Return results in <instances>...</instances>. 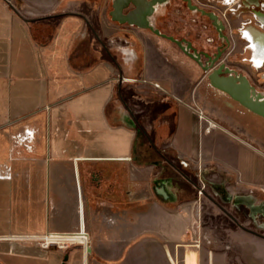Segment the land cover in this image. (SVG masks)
<instances>
[{
    "label": "crops",
    "instance_id": "crops-1",
    "mask_svg": "<svg viewBox=\"0 0 264 264\" xmlns=\"http://www.w3.org/2000/svg\"><path fill=\"white\" fill-rule=\"evenodd\" d=\"M111 9L0 0V264H121L139 259L126 246L160 241L172 264L186 172L264 218V117L209 80L193 85L187 63L156 44L163 36ZM80 230L88 243L68 249L34 239Z\"/></svg>",
    "mask_w": 264,
    "mask_h": 264
},
{
    "label": "rangeland",
    "instance_id": "rangeland-1",
    "mask_svg": "<svg viewBox=\"0 0 264 264\" xmlns=\"http://www.w3.org/2000/svg\"><path fill=\"white\" fill-rule=\"evenodd\" d=\"M204 1L213 3L219 13L232 23L229 31L233 34L234 40L223 58L239 64L240 66L236 69L247 73L260 89H264V65L256 67L250 62L249 57L252 53L248 48L247 40L241 33V28L245 25L242 24L245 15L241 16L239 9L235 8L234 10L233 6L226 4L224 0ZM178 3L181 4L182 1L176 0L171 5V15L167 17L170 19L169 23L165 22L166 17L161 16L159 26L178 35L187 34L189 31L195 38L198 29L191 21L192 16L183 7H178ZM110 7L111 4L108 5V9ZM208 34L210 32L204 27L200 41L205 45H207ZM156 38H158L156 44L166 48L168 57L187 63V78L193 85L202 80L203 85L207 82L208 77L204 70L184 54L176 44L164 37ZM149 42L152 44L151 40ZM129 45L132 44L129 43ZM197 92L200 94L199 91ZM206 94L210 96L211 93L207 92ZM171 172L173 173V170ZM186 173V176L176 175L174 185L175 190L180 193L182 201L179 208L181 209L182 233L185 232V235L182 239L184 240L182 246L174 242L171 243V263L197 264L194 258V248L196 247L190 244L201 242L203 247L210 252L209 259L207 258L205 264H264V236L256 233L264 234V218L261 217V214L253 208L239 204L236 199H230L229 194L226 195L221 186L211 183L205 178L201 179L200 176L193 173ZM172 202L176 203V200ZM163 242L167 241H160L154 247L143 242L126 246L133 252L139 253V259L127 260L129 259L128 255H124L123 260H120L121 264H146L147 256L149 260L153 256L151 255L153 248L154 256L155 249L159 248L155 264H163V250L160 247ZM118 262L119 260L107 263L117 264ZM200 264H204L202 260Z\"/></svg>",
    "mask_w": 264,
    "mask_h": 264
},
{
    "label": "flooded vegetation",
    "instance_id": "flooded-vegetation-1",
    "mask_svg": "<svg viewBox=\"0 0 264 264\" xmlns=\"http://www.w3.org/2000/svg\"><path fill=\"white\" fill-rule=\"evenodd\" d=\"M176 0H169L166 4H164L157 15V26L167 34L165 39L168 41L173 42L178 46V48L186 55H188L181 47L180 45L170 38V36H173L174 38H177L179 40H182L183 43L190 42L192 44L191 50L196 49L197 52L200 53L201 59L204 63H211L214 61V64L216 66H219L221 64H225L227 66L237 68L240 65L237 63H234L233 61H228L223 58V55L225 54L228 47L233 42V34L230 33L229 27L232 26V23L229 20H226L219 11L214 7L213 3L205 2L204 0H192L193 4H196L198 6L197 9H192L189 6L188 0H181L182 3H178V7H183L188 13L192 16L191 21L194 22L193 24L198 29L195 38L191 35V33L188 31L187 34L184 35H178L176 33L169 32L167 30L162 29L159 26V19L161 16L166 17L167 23H169L170 19L167 17H170L171 15V5ZM211 1V0H209ZM226 4H230L233 6L234 10L235 8L240 10V15H245V19H242V24H245L244 27L241 28V33L244 37V39L248 42V48L251 50L252 53V60L254 57V64L256 67H261L264 64V58L262 57V53L264 51V0H224ZM175 4V3H174ZM201 9H205L207 11H213L216 14H218L219 19L221 20L223 24V35H220L219 30L216 28V26L213 23V19L203 13ZM243 18V17H241ZM204 27L207 29V31L210 32V34L207 35V45L203 44L200 40L202 38V31L204 30ZM245 35L244 36V30ZM154 32V31H153ZM195 63H197L200 68L202 69L201 64L188 55ZM263 61V62H262ZM258 64V65H257ZM250 77V76H249ZM252 80V79H251Z\"/></svg>",
    "mask_w": 264,
    "mask_h": 264
},
{
    "label": "water",
    "instance_id": "water-1",
    "mask_svg": "<svg viewBox=\"0 0 264 264\" xmlns=\"http://www.w3.org/2000/svg\"><path fill=\"white\" fill-rule=\"evenodd\" d=\"M169 0H112V9L110 15L113 20L120 23H128L139 27L149 28L156 34L166 37L156 23L158 12L161 7ZM189 6L192 9H197L198 6L188 0ZM201 11L209 15L213 19V23L219 30L220 35H223V24L219 19L218 14L213 11L201 9ZM180 47L191 57L196 59L202 66V69L207 74L210 84L228 94L235 101L251 110L252 112L264 117V89H260L245 72L236 68L221 64L216 66L214 61L211 63H204L201 59L200 53L196 49L191 50L192 44L190 42L183 43L182 40L174 38ZM161 193L167 196L166 191L162 188ZM260 235L259 232H256ZM92 251V246L88 244L87 252Z\"/></svg>",
    "mask_w": 264,
    "mask_h": 264
},
{
    "label": "built area",
    "instance_id": "built-area-1",
    "mask_svg": "<svg viewBox=\"0 0 264 264\" xmlns=\"http://www.w3.org/2000/svg\"><path fill=\"white\" fill-rule=\"evenodd\" d=\"M249 60L253 65H255L254 61L252 60V55L249 57ZM200 116L202 119L204 118V119L208 120L209 126L216 125L215 122H213L212 120L207 118L206 114L204 113V111L201 108H200ZM34 239L37 240L38 243L45 249H50L54 246L59 248V249H67L70 246H72L73 244L83 243L86 245L88 243V236H87L86 232H84L83 230H80L74 234L47 233V234H44L42 236H36V237H34ZM193 246L196 247L194 249H197L198 253H199V263L198 264H200L201 260H202V263L205 264V261L207 259L204 260L202 257L201 242H197V243L193 244Z\"/></svg>",
    "mask_w": 264,
    "mask_h": 264
},
{
    "label": "bare ground",
    "instance_id": "bare-ground-1",
    "mask_svg": "<svg viewBox=\"0 0 264 264\" xmlns=\"http://www.w3.org/2000/svg\"><path fill=\"white\" fill-rule=\"evenodd\" d=\"M247 29H245L243 32L245 33V31H246ZM261 58H264V51H263V53H262V57ZM253 60H254V57H253ZM255 62H257L256 60H254ZM264 61V60H263ZM262 61V62H263ZM258 65V64H257Z\"/></svg>",
    "mask_w": 264,
    "mask_h": 264
}]
</instances>
